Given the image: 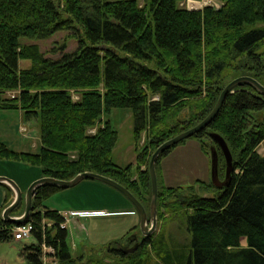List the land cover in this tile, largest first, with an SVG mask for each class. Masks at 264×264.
Here are the masks:
<instances>
[{"label": "trees", "instance_id": "16d2710c", "mask_svg": "<svg viewBox=\"0 0 264 264\" xmlns=\"http://www.w3.org/2000/svg\"><path fill=\"white\" fill-rule=\"evenodd\" d=\"M180 1L0 0V109L37 117L40 135L36 152L14 150L0 140V159L37 166L41 176L58 179L100 173L144 205L151 189V151L199 122L232 78L246 74L264 84V0H218V7L200 9L180 6ZM64 29L72 30L77 46L65 51L63 44L58 57L19 41ZM19 59H29L30 65L19 68ZM12 90L16 93L3 95ZM113 107L131 109L135 140L145 133L134 179L130 164L112 161L116 130L100 116ZM92 127L95 131L88 132ZM209 131L219 133L231 152L228 184L220 189L198 180L196 185H160V230L140 235L132 252H123L120 244H133L136 225L120 240L73 255L68 230L61 225L64 217L56 209L39 208L63 188L38 185L26 219L32 240L20 248L26 264H43L42 245L52 249L50 264H264V153L257 151L264 144V93L246 82L235 85L213 119L189 136L206 153ZM174 145L158 155L155 167ZM1 184L3 209L13 192ZM23 204L21 199L10 213L20 212ZM164 213L183 216L187 242L177 245L164 237ZM42 218L51 223L43 224ZM13 225L0 216V241L12 237Z\"/></svg>", "mask_w": 264, "mask_h": 264}, {"label": "rangeland", "instance_id": "374dc122", "mask_svg": "<svg viewBox=\"0 0 264 264\" xmlns=\"http://www.w3.org/2000/svg\"><path fill=\"white\" fill-rule=\"evenodd\" d=\"M136 1L140 5L144 2V0ZM219 4L218 0H181L179 2L180 6L191 9H200L204 5L218 7ZM71 31L69 29L58 30L49 37L42 39L24 35L19 37V41L22 44L35 43L45 56L58 57L62 51L60 47L63 44L65 45V51H71L77 46V40ZM29 65V59L18 60L19 68H26ZM15 93L16 91L12 90L6 91L3 95L11 96ZM72 94L76 98V94L73 92ZM100 118L102 121L108 120L116 130L117 136L112 148V161L119 166L130 164L132 169L131 178H137L136 155L138 148L145 140V133L142 131L139 138L135 140L131 109L128 107H113L109 111L103 112ZM87 131L94 132L95 127L89 128ZM39 139V121L37 117H25L19 109H0V140L8 147L14 150L36 152L40 146ZM211 144L208 146L210 147ZM209 147H207L208 153H206L201 148L200 141L188 137L174 145L168 153L163 154L155 167L157 190L160 185H196V180L204 181L205 184H212L209 175ZM257 151L260 154L264 153L263 143L258 145ZM1 161L0 170L3 173H8L3 176L12 179L19 186L22 194L29 184L38 178H32L40 172L37 166H31L16 160L5 159ZM218 176L219 179L224 177V168L222 170L218 169ZM211 188L206 191L201 190V194L206 195ZM145 196L148 198L144 201L143 206L148 213L151 196L149 187L148 192H145ZM22 201L24 203L23 195ZM39 208L41 210L43 208L56 209L64 217L62 223L68 230L67 243L73 255L88 251L91 248H99L113 240H120L127 236L134 225L137 227L135 228L138 232L137 236L140 237L141 235L137 209L119 190L97 179L84 178L71 187L59 189L45 198ZM23 211L24 204L20 212L10 213V215L19 216ZM71 211H74V214H70ZM164 218L165 222L162 229L167 240L177 245L189 240L190 233L183 224L184 218L182 215L170 218L167 213H164ZM41 221L47 225L51 223L50 220L45 218H42ZM160 224L161 220L159 223L156 214L155 228L151 233L153 236L160 230ZM31 240V236L21 240H1L0 264H26L25 259L20 254V248L24 242ZM240 244H246L244 238H241ZM120 245L125 246L123 242ZM51 250L50 247L42 245L43 264H50L54 261L53 257L49 255Z\"/></svg>", "mask_w": 264, "mask_h": 264}, {"label": "water", "instance_id": "95a60500", "mask_svg": "<svg viewBox=\"0 0 264 264\" xmlns=\"http://www.w3.org/2000/svg\"><path fill=\"white\" fill-rule=\"evenodd\" d=\"M249 83L253 85L258 91L264 93V84H261L257 81L254 77L246 74L238 75L228 81L220 90L217 99L210 109V111L195 125L180 131L179 133L165 139L157 147L153 150L148 160V173L150 177V187H151V196H150V203L148 213L143 206V204L129 191L125 186L121 185L114 179L105 176L100 173L92 172V171H82L75 174L70 179H58L51 176H40L39 178L33 180L25 192L22 194L19 186L10 178L0 175V183H6L12 189L14 196L10 203L2 209L1 217L8 222L19 225L26 222L28 214L32 208V195L34 189L40 184H54L60 186L62 188H67L75 185L79 181L84 178H93L100 181H103L112 187L119 190L122 194H124L128 200L132 203V205L137 209L139 213V231L141 236H149L156 224V199H157V179H156V172H155V162L160 153L165 151L170 146L176 144L180 140L191 136L204 126H206L216 115L218 112L226 94L232 90V88L240 83ZM208 136L212 141V144L209 147L210 152V181L215 187H223L226 186L230 179V174L233 170V163H232V155L227 146L226 141L224 138L217 132L209 131ZM217 148L222 154L224 160V177L219 179L218 176V152ZM22 195L24 198V211L19 216H12L10 212L12 209L21 201ZM140 243V240H135L132 245L124 246L122 248L123 252H132Z\"/></svg>", "mask_w": 264, "mask_h": 264}, {"label": "built area", "instance_id": "2783aa9c", "mask_svg": "<svg viewBox=\"0 0 264 264\" xmlns=\"http://www.w3.org/2000/svg\"><path fill=\"white\" fill-rule=\"evenodd\" d=\"M74 214L73 211L70 212V214ZM61 225H64L61 223ZM31 229H32V224L30 222H25L19 225H13L11 227V232H12V238L15 240H21L23 238L31 236Z\"/></svg>", "mask_w": 264, "mask_h": 264}, {"label": "crops", "instance_id": "0c3cea01", "mask_svg": "<svg viewBox=\"0 0 264 264\" xmlns=\"http://www.w3.org/2000/svg\"><path fill=\"white\" fill-rule=\"evenodd\" d=\"M2 161H1V159H0V163H1ZM6 174H8V173H3V171L2 170H0V175H6ZM41 175H40V172L37 174V175H34L32 178H36V177H40ZM15 179L18 181V179L15 177ZM19 182V181H18ZM13 196H14V193L12 194V196H11V200H12V198H13ZM4 197H5V189H4V186L0 183V213L2 212V204H3V200H4ZM74 212V211H73ZM10 239H13L12 237H10L9 239H7V240H10Z\"/></svg>", "mask_w": 264, "mask_h": 264}, {"label": "flooded vegetation", "instance_id": "af4514ba", "mask_svg": "<svg viewBox=\"0 0 264 264\" xmlns=\"http://www.w3.org/2000/svg\"><path fill=\"white\" fill-rule=\"evenodd\" d=\"M214 187H215V186H214ZM216 188H218V187H216ZM220 188H221V187H220ZM220 188H219V189H220ZM137 235H138V234H137ZM137 235L134 236V240H133V242H134L135 240H140V237L137 236Z\"/></svg>", "mask_w": 264, "mask_h": 264}]
</instances>
